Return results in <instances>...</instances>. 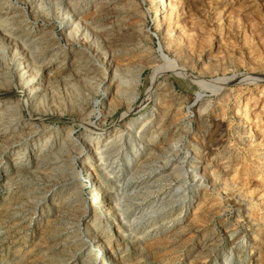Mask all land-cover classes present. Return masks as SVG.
Returning <instances> with one entry per match:
<instances>
[{
	"label": "rangeland",
	"instance_id": "rangeland-1",
	"mask_svg": "<svg viewBox=\"0 0 264 264\" xmlns=\"http://www.w3.org/2000/svg\"><path fill=\"white\" fill-rule=\"evenodd\" d=\"M76 1L81 5L85 4V7H77V5L75 10L80 12L85 8L83 12L78 14L79 17L89 22L93 34L97 35L104 45L107 44L105 48L114 55L116 65L121 68L134 65L146 67L139 96L133 103L131 112L124 114L127 110L126 104L116 106L118 103L114 100V85L107 92V80L103 82L100 91L97 93L94 92L93 85H97L96 81H99V76L96 78L97 76L93 73L87 76L80 72L78 74L70 72L71 70L68 69L61 70V61L65 58L63 56L65 50L66 48L68 51L71 50L65 41L66 38L63 35L60 22L63 17L61 14H64L63 9H61L63 8L62 5H67L68 0H0V17L3 16L2 19L9 20L4 25L1 24L3 28L0 25V73H2L0 75L3 77V74L8 72V75L13 77L16 73L15 77L12 78L13 84H0V99L9 103H16L19 99L25 98V89L18 78L19 70L17 71L14 59H12L14 58L12 45L14 42L23 44L27 41L28 46L34 51L36 50V56L40 55L39 62L45 63L42 77L47 82L46 85L44 84L45 89L43 90L47 96L44 99L46 102L42 100V105L39 104L38 109L34 108L35 110L32 109V111L25 109L24 115L19 120L20 123L33 119L32 121L39 126V131L43 137L52 134L54 135L51 138L53 143L59 141L61 144L63 139L67 138L79 137L78 139H82L89 133V124L98 126L107 136L114 133L116 129L124 130L125 139L122 142L117 143L115 141L109 145L106 155L109 160L106 161L107 165L104 163V167H106L107 172L110 171L111 173L109 172L110 175H107L104 172L102 179L109 186L107 188L109 190L106 189L103 193L105 204L107 207L111 206L106 201L110 194L118 197L121 200L125 219L121 218L119 211L113 209L111 212L116 216L102 215L96 221L99 223L100 220H103L107 233L111 234L112 238L107 243L108 248L105 249V252L100 253L98 261L95 260L96 253L90 255L85 248L89 247L92 234L100 233L101 236L105 237V233L96 230L90 232L85 228L92 223L94 213L88 211V213L83 214L82 209L78 211L77 207L81 206L78 200L79 195H74V197L70 195L71 182L80 183L79 178L84 176V172L81 171V163L73 160L76 154L71 152L65 167H62L65 171L64 175L71 172L68 177L60 176L58 173L51 175L49 174L50 164L45 162L39 171L32 164V157L28 158L30 154H34L33 158L37 159L41 154L49 151V147L41 150V144L44 140L34 143L33 141L39 136L34 137L32 135L21 138L19 142L15 141L14 144L18 145L24 153V155L21 153L20 158L17 159L18 163L19 161L24 163L14 165L13 162L14 168H6V164L0 165V229H3L0 230V264H47L46 262L52 258L55 259L53 263L58 262L57 264H89L91 258L94 264H96L95 262L99 264L100 261H103L104 264H264V0H256L257 2L255 0H219L218 3H214L216 0H179L181 2H179L178 8H182L180 18L175 14L176 11L171 12L173 6L170 4V0L164 1L165 6L162 8L166 12L165 14L169 16V25L166 26L165 34L155 33L149 0H130L132 2L129 0H108L110 7H105L106 10H98L99 5L97 4H100L101 0ZM98 1L100 2L98 3ZM158 1L156 0V2ZM245 1L246 3L249 2L248 4L253 3L251 6L254 8L251 10L259 7L262 11L250 13L252 16L241 13L239 11L240 6ZM56 2L62 4L59 6L62 17L49 14L52 9L56 8L53 5ZM41 6L45 7V10ZM137 10H139L138 13H136ZM143 11L150 15L142 18L143 13L141 12ZM119 23L125 26L124 29L135 30L132 31L137 35H135V40L141 41L138 48L133 44L123 46L125 48L121 46L120 49L123 50H134L125 56L119 53L115 54L113 48H118L115 47L114 43L111 44L110 42L109 44L108 37H106V33L109 31L112 34H117L116 37L119 36L118 38L122 36L124 30H118ZM219 27L221 28L219 29ZM182 29L186 35L182 38L183 40H180V46L187 52L185 56L190 53L188 56L195 58L192 62L190 61L192 60L191 57L187 59L188 67L191 68L192 72L205 77L206 80L208 79L207 81L225 78V84L219 91L216 92L213 88L201 89L196 82L179 73L163 74L156 85L152 84V76L157 66L165 61L163 59L165 55L169 54L170 57L174 58L176 56L174 55L175 49L180 47L175 44H173V49L165 47V54L159 49L160 42L162 41L164 44L166 40L173 39L171 32ZM38 44H43L42 52L38 50ZM48 45H54L53 49L56 53L51 61L49 57L45 59L43 55V57L41 56V54L46 53L44 50ZM249 46L254 48L251 49ZM146 50L149 51L150 57H146ZM259 54L261 55L259 56ZM57 73L61 76H57ZM249 74L256 80L248 81L246 75ZM244 76L246 78H243ZM47 79H51V82ZM152 87L154 91L158 89L156 92L153 91V98L155 99L151 98L149 102H144ZM200 91H203L204 97L198 99ZM80 93L90 94V99L85 101V106L88 104L87 108L90 109L86 114L94 111L87 117V120H83V116L78 110V103L81 100L78 94ZM226 96L231 97L228 100ZM51 100H53L54 105L50 104ZM56 100L58 102H55ZM50 105L51 107H49ZM54 106L56 107L54 108ZM75 106L77 107L75 108ZM200 106H202L201 109ZM111 107H115L116 110L113 113H108ZM165 108L169 110V122L167 121L166 125L159 126L156 124V120H153L152 123L147 124L148 126L146 125L147 129L146 127L144 129L146 132L143 130V133L139 131L140 128L137 126L133 127L134 131L128 127L133 117L147 116L151 111L158 114ZM204 108L206 112H203V116H199L198 112ZM244 111L245 113H243ZM105 115L107 116L104 120ZM0 117L3 119L6 117L5 120L9 119L5 112ZM3 125L0 126L2 132L7 130L5 128L7 125L5 124V127ZM47 126L49 127L47 128ZM58 128L60 131H57ZM69 134L71 137L68 136ZM172 134L176 137V148L166 154L164 144L170 139H174ZM218 134L223 139L216 140ZM16 149L18 148L13 149L14 152H9L8 150L5 151L4 147L0 148V159L7 163L13 161V154L17 152ZM86 152L85 149L82 151L83 154ZM198 156L201 157L198 158ZM171 157L173 160L171 164L175 163L174 167H171V164L165 165V162ZM25 158L28 159L25 160ZM129 158L131 162L127 160ZM194 158H198L197 161ZM97 164L99 163H91L90 165L96 167ZM196 164L198 165L196 166ZM18 167L24 170H20L21 173L16 177L15 171ZM194 170L198 173L197 180L193 179ZM78 172H80L79 175ZM174 172L175 174H173ZM105 173L106 175H104ZM202 174L208 178L199 183L198 180ZM6 175L9 176V179H6ZM13 176L15 179L12 178ZM85 178L83 179L85 180ZM92 178L97 181L99 179L98 173L95 172ZM8 183L10 184L8 185ZM89 187L90 184L83 186V192L85 191L83 197L86 198L90 206L92 195L89 192ZM171 189L172 191L169 192ZM56 192L57 198H55ZM173 194L174 196H172ZM160 196L165 199V202H161L164 207L159 204V207L161 206L160 212H155L156 204H151V202L154 197L160 198ZM54 199L55 202H53ZM61 203H64L63 208L65 206L73 207L75 213L70 210L72 214L67 211L64 213L66 215H62L64 218L61 216L63 219L61 218L58 222L63 223L61 225L62 231L57 242L48 234L53 223L62 213L59 212ZM65 216H67L66 219ZM178 218L182 219L177 220ZM130 231L138 234H131ZM67 235L79 244L85 243L83 244L84 251L77 252V256H75L74 250L72 253L69 252V249L65 248L71 241L66 237Z\"/></svg>",
	"mask_w": 264,
	"mask_h": 264
},
{
	"label": "bare ground",
	"instance_id": "bare-ground-1",
	"mask_svg": "<svg viewBox=\"0 0 264 264\" xmlns=\"http://www.w3.org/2000/svg\"><path fill=\"white\" fill-rule=\"evenodd\" d=\"M64 1V0H63ZM68 4L65 3L67 1H65L64 3L67 4V5H62V4H58L56 2V4H53L55 5L54 7H56L55 9H52L49 14H53L55 16H59L60 15V8L59 6L62 5L63 8V13L64 14H61L63 15V17L61 18V26H62V32H63V35L64 37L66 38V43L69 45L70 49L71 50H67L68 48H66L65 50V53H64V60L61 61L62 65H61V70H64V69H68V70H71L70 72H76L78 74V72L80 73H84L86 74L87 76H89L90 74H95V76H97L96 78H98L99 76V81H96L97 82V85H93V90L94 92H99L100 91V88L103 84L104 81L107 80V92L113 87L114 85V100L118 103L116 106L120 105V104H126L127 106V110L126 112L124 113L125 115L129 112H131L132 108H133V103L136 101V99L138 98L139 96V91H140V88H141V84H142V81H143V74H144V70H145V66H141V65H134V66H127L125 68H121L119 65H116L115 64V59H114V55H112V53L107 50L105 48V46L107 45H104L103 41L97 36V35H94L93 32L91 31L90 27H89V22H86L83 20V18L79 17V13L80 12H83L85 10V8L80 12H77L75 10V7H85L84 5H81L78 3V1L76 0H68ZM130 1V0H129ZM144 1V0H143ZM158 1V0H157ZM167 0H159L158 2H156V0H149V4H150V7L152 9V14H153V21H154V24H155V33H162V34H165V29H166V26L169 25L168 22H169V16L166 15L163 11V8L165 5V2ZM213 1V0H212ZM219 0H216L214 3H218ZM247 1H250V0H247ZM256 1V0H255ZM254 1V2H255ZM100 1H98L99 3ZM132 2V1H130ZM135 2V1H134ZM179 0H170V4L173 6V10L172 11H176L175 14L178 15V17L180 18V13H181V9L178 8V5H179ZM252 2V1H251ZM257 2V1H256ZM7 3V2H6ZM34 3V2H33ZM36 3V2H35ZM38 3V1H37ZM52 3V2H51ZM63 3V2H62ZM94 3V2H93ZM102 3V4H101ZM101 3L100 4H97L99 5L98 7V10H106L107 7H110L109 6V3L110 1L108 0H104L102 2L101 0ZM249 3V2H248ZM246 3H241L242 5L240 6V12L241 13H245L246 15H250V13H256V12H261V8H255L254 10H251L252 7L251 4H248ZM32 4V3H31ZM50 4V3H49ZM91 4V3H90ZM132 4V3H131ZM135 5L137 3H134ZM167 4V3H166ZM38 5V4H37ZM41 5V4H40ZM45 7H46V4H44ZM43 5V6H44ZM133 5V4H132ZM131 5V6H132ZM134 5V7H135ZM39 6V5H38ZM41 6V7H43ZM211 6V5H210ZM37 7V6H36ZM43 7V9L45 8ZM49 7V6H47ZM106 7V8H105ZM97 8V7H96ZM105 8V9H104ZM129 8H130V4H129ZM168 8V7H167ZM210 8V7H209ZM2 9V8H1ZM42 9V10H43ZM113 9V8H112ZM139 9V8H138ZM216 9V8H215ZM39 10V9H38ZM45 10V9H44ZM50 10V9H49ZM97 11V10H96ZM108 11V10H107ZM111 11V9H110ZM139 10H137L136 13H138ZM141 11V10H140ZM109 12V11H108ZM173 12V14H174ZM42 13V12H41ZM110 13V12H109ZM130 13V12H129ZM128 13V14H129ZM143 13L142 18L143 16H149L150 14H148L147 12H141ZM221 13V12H219ZM40 14V13H39ZM99 14V13H98ZM102 14V13H101ZM101 14H100V17H101ZM132 14V13H131ZM171 14V15H173ZM182 14V13H181ZM4 15V14H3ZM35 15V14H34ZM105 15V14H104ZM111 15V14H110ZM219 15V14H218ZM244 15V14H243ZM255 15V14H254ZM253 15V17H254ZM261 15V14H260ZM259 15V16H260ZM25 16V15H24ZM37 16V15H36ZM52 16V15H51ZM140 16V15H139ZM175 16V15H174ZM217 16V15H216ZM245 16V15H244ZM252 16V15H250ZM50 17V16H49ZM177 17V16H175ZM242 17V16H241ZM256 17V16H255ZM2 17H0V25H4L5 22H9V20H4L2 19ZM55 18V17H54ZM102 18V17H101ZM145 18V17H144ZM174 18V17H173ZM248 18V17H247ZM30 19V18H29ZM28 19V20H29ZM53 19V18H52ZM60 19V18H59ZM100 19V18H99ZM176 19V18H175ZM222 19V18H221ZM220 19V21H221ZM252 19V18H251ZM141 20V19H140ZM171 20V19H170ZM249 20V19H248ZM254 20V19H253ZM34 21V20H33ZM54 21V20H53ZM143 21V20H142ZM29 23V22H27ZM171 23V21H170ZM49 24V22H48ZM51 24V23H50ZM119 29L120 31H123V34L122 36H120V38L116 37L115 34H112L111 31L107 32L106 33V37L105 39H107L109 41V44L111 42L114 43L115 47L118 48V49H115L113 48L115 51V54L119 53V54H123L125 56L128 55V53H132V51L134 52V50L131 49V51H129L128 49L127 50H123V49H120V47L122 46H125V45H130V44H133L135 47L138 48V45L140 44V40H135L136 38V34H134V32L132 31H135L133 29H124L125 26L122 24V23H119ZM173 24V23H172ZM179 24V23H178ZM256 24V23H255ZM1 25V26H2ZM53 25V24H52ZM51 25V27H52ZM55 25V24H54ZM222 25V24H221ZM233 25V24H232ZM260 25V24H258ZM134 26V25H133ZM143 26V25H142ZM141 26V27H142ZM182 26V25H181ZM253 26V25H252ZM256 26V25H255ZM136 27V26H135ZM139 27V26H138ZM178 27V25H177ZM3 28V26H2ZM5 28V27H4ZM13 28V27H12ZM32 28V27H31ZM49 28V27H48ZM127 28V27H126ZM130 28V26H129ZM134 28V27H133ZM221 27H219L220 29ZM256 28V27H255ZM259 28V27H258ZM257 28V29H258ZM261 28V27H260ZM259 28V29H260ZM47 29V27H46ZM51 29V28H50ZM135 29V28H134ZM167 29H169V27H167ZM9 30V29H8ZM127 30V31H126ZM144 30V29H143ZM173 30V28H172ZM216 30V29H215ZM218 30V29H217ZM251 30V29H250ZM263 30V29H262ZM5 31V30H4ZM45 31V30H43ZM139 31H140V28H139ZM176 31V30H174ZM49 32V31H48ZM47 32V34H48ZM52 32V30H51ZM141 32V31H140ZM169 32V31H168ZM251 32V31H250ZM260 32V31H259ZM258 32V33H259ZM263 32V31H262ZM9 33V32H8ZM119 33V32H118ZM121 33V32H120ZM142 33V32H141ZM167 33V32H166ZM221 33V32H220ZM247 33V32H246ZM255 33V32H254ZM261 33V32H260ZM11 34V32H10ZM46 34V33H45ZM52 34V33H51ZM54 34V32H53ZM169 34V33H167ZM111 35H115V36H111ZM136 35V36H135ZM138 35H140V33H138ZM146 35V34H145ZM186 35V32L182 29V30H177L176 32H171V36H173V39H169L168 41L166 40V43L165 46L163 44V42L161 41L160 42V51L165 53V47H168V49H173V44H175L177 47L180 46L181 44V39L183 37H185ZM202 35V34H201ZM209 35V34H208ZM248 35V34H247ZM246 35V36H247ZM251 35V34H249ZM253 35V34H252ZM258 35V34H257ZM135 36V37H134ZM141 36V35H140ZM167 36V35H166ZM211 36V35H210ZM15 37V36H14ZM27 37V36H26ZM42 37V36H41ZM49 37V35H48ZM52 37V36H51ZM63 37V36H62ZM192 37V36H191ZM195 37V36H194ZM244 37V36H243ZM34 38V37H33ZM53 38V37H52ZM64 38V39H65ZM145 38V37H144ZM246 38V37H245ZM252 38V37H251ZM250 38V40H251ZM263 38V37H262ZM5 39V38H4ZM7 39V38H6ZM10 39V38H9ZM17 39V38H16ZM42 39V38H41ZM45 39V38H44ZM209 39V38H208ZM12 40V39H11ZM10 40V41H11ZM25 40V39H24ZM31 40V39H29ZM28 40V41H29ZM49 40V39H48ZM60 40V39H58ZM119 40V41H118ZM183 40V39H182ZM206 40V39H205ZM245 40V39H244ZM13 41V40H12ZM20 41V40H19ZM39 41V39H38ZM53 41V40H52ZM57 41V40H55ZM118 41V42H117ZM139 41V42H138ZM32 42V41H31ZM37 42V41H36ZM54 42V41H53ZM165 42V41H164ZM202 42V41H201ZM254 42V41H253ZM35 43V42H34ZM51 44V42H49ZM208 43V42H207ZM249 43V42H247ZM251 43V41H250ZM32 44V43H31ZM37 44V43H35ZM34 44V46H35ZM30 45V44H29ZM39 47H38V50H40L41 52L43 51V44H38ZM45 45V44H44ZM113 45V46H114ZM245 45V44H244ZM246 45H249V44H246ZM11 46V45H10ZM32 46V45H30ZM41 46V48H40ZM54 46V45H53ZM53 46L52 45H48L46 46L45 50L46 53L44 54H41V56L43 55L44 58H48L51 60L54 59V57L56 56V53H54V49H53ZM112 46V47H113ZM255 46V45H253ZM252 46V47H253ZM37 47V46H36ZM62 47V46H61ZM65 47V46H64ZM68 47V46H67ZM109 47L111 48V45H109ZM140 47V46H139ZM251 49L252 47L249 46ZM125 48V47H123ZM243 48V47H242ZM254 48V47H253ZM7 49V48H6ZM31 48L28 46V43L27 41H25V43L23 44H19L18 42H14L13 45H12V52H13V57L12 59H14V63H15V66H16V69L17 71L19 70V79H20V82L23 86V88L25 89V98L23 99H19L16 103L14 102H6L4 101L3 99H0V116L3 112H5V114H7V117L9 116V119H6L5 118L3 119V117H0V126H2L3 124L7 125L5 128H7L6 131L2 132L0 130V148H5V151L8 150L9 152L13 151V149L15 148H18L16 149L17 152L14 153L13 155V161L11 160V162L7 163V162H3L2 159V162H0V165L3 164H6V168H14L13 166V162H14V165H16L18 163V160L21 156V153H22V149H20V147L15 143V141L19 142V140H21V138L23 139L24 137H27V136H34V137H37L39 136V138H34L35 140L33 141L34 143H38L40 141H43L44 142L41 144V150L45 149L46 147H49V151L44 153V154H41L39 158L37 159H34L33 158V155H29L28 158H31L32 157V164H34L37 168V170L40 171V169L43 168V164L46 162V164H50L49 166H51V169H49V174L51 175H55V174H59L60 176H63L65 174V171H64V167L66 165V161H67V158L72 154L71 152H74L76 155H74V158L73 160L77 161V162H80L81 163V171L84 172V177L85 180L80 177L79 180H80V183L77 182V181H72L71 182V187H70V195H76L78 196V200L80 201L81 203V206L80 207H77L78 211H81L80 209H82V213L83 214H86L89 212H92L94 213V219L92 220V223L89 224L87 227H85L87 230H89L90 232H92L93 230H96V231H100L101 233H105V237L104 236H101L100 233H98L97 235L96 234H92L91 236V240L89 242L90 245L88 248H85L88 250V252L90 253V255H96L94 258L95 260L98 261V257L100 256V253H104L105 252V249L108 248L107 247V243L110 242L112 236L111 234H108L107 233V228L105 227V223L103 222V220H100L99 223H96V221L101 218L102 215H110L111 216H116V215H113L114 213H112L111 211L113 209H115V211H119V215L121 216L122 219H125L124 217V212L121 208V200L116 197V196H113L110 194V196L108 197V199H106V201H108L107 203H110V207H107V205L105 204V196H103V193L106 191V189L109 187L106 183V181L104 179H102V174L104 172L107 173V175L110 173L107 172L106 170V167H104V165L107 163L106 161L109 160L107 158V153H108V148L110 147L109 145L113 142H122L125 138L124 134V130H119V129H116L114 131V133H111L109 134L108 136L106 135L105 132H103V130L101 128H99L98 126H95L93 124H89V133L87 135H85L82 139H78V138H73V139H63L62 141V144L61 142L58 141V143H53V140L51 139L52 137H54V135H50L47 137H43V135L41 134V131H39V126L36 125L32 120L33 119H28V120H25L26 122L25 123H20V119L21 117L24 115L23 113L25 109L29 110V111H32V109L34 108H37L38 109V105L41 104V101L45 99V97L47 96L43 90L45 89L44 87V84L47 82L44 81V78L42 77V72L43 70L45 69V63H40L39 62V56H36V53L35 51L33 50V48L30 50ZM35 49V48H34ZM62 49V48H61ZM249 49V48H248ZM62 51V50H61ZM256 51V50H254ZM175 54L176 55L174 58L170 57L169 54H166L165 57L163 59H165V61L163 62V64H160L157 66L156 68V71L154 72L153 76H152V84L153 85H156L157 82L159 81L160 77L163 75V74H167V73H179V74H182V75H185L186 77L190 78L192 81L196 82L201 89H207V88H213L216 92L219 91L222 86H224L225 84V81L226 79L225 78H219L217 79L216 81H207L206 79H204L203 77H201V75L197 74V73H194L192 72V70H190L191 68L188 67L187 65V59H189L190 57L188 56L190 53H188L187 56H185V53H187L181 46L176 48L175 49ZM249 52V51H248ZM38 53V52H37ZM144 53V52H143ZM146 53V57H150L149 56V51L146 50L145 51ZM229 53V52H228ZM252 53V52H250ZM259 53V52H258ZM253 54H255L253 52ZM262 54V53H261ZM259 54V56L261 55ZM58 55V54H57ZM122 55V56H123ZM151 55V54H150ZM42 56V57H43ZM119 56V55H118ZM152 57V56H151ZM193 57V56H192ZM191 57V58H192ZM252 57V55H251ZM262 57V56H261ZM3 58V57H2ZM43 58V59H44ZM153 58V57H152ZM155 58V57H154ZM254 58H257V56ZM9 59V58H8ZM42 59V58H41ZM63 59V58H62ZM193 59L195 58H192V60H190L191 62L194 61ZM229 59V58H228ZM1 60V59H0ZM161 60V59H160ZM46 61V60H44ZM163 61V60H162ZM187 62V63H186ZM49 63V62H48ZM47 63V64H48ZM46 64V65H47ZM156 64V63H155ZM189 64V63H188ZM254 64V63H253ZM249 65V64H248ZM260 65V64H259ZM52 66V65H51ZM51 66H48V67H51ZM65 66V67H63ZM233 66V65H232ZM239 66V65H238ZM237 66V67H238ZM1 67V66H0ZM3 67H4V64H3ZM253 69V68H252ZM254 70V69H253ZM252 71V70H251ZM46 72V71H45ZM61 72V71H60ZM59 72V73H60ZM69 72V71H68ZM15 73V72H14ZM13 73V75H14ZM17 73V74H18ZM2 75V73H0ZM10 74V73H9ZM47 74V73H46ZM58 74V73H57ZM253 74V73H252ZM0 75V84L2 85H11L13 84V77H15V75L12 77L10 75H8V72H6L5 74H3V77ZM45 75V74H44ZM56 75V74H55ZM60 74H58L57 76H59ZM52 76V75H51ZM61 76V75H60ZM91 77V76H90ZM248 81H252V80H256L254 79L252 76L249 75H246ZM245 76L243 78H246ZM54 78V76H53ZM52 78V79H53ZM56 78V77H55ZM260 78V77H259ZM17 79V78H16ZM17 79V80H19ZM57 79V78H56ZM81 79V78H80ZM232 79V78H231ZM48 80V79H47ZM50 82H51V79H49ZM48 80V81H49ZM58 80V79H57ZM214 80V79H213ZM56 81V80H54ZM91 81V80H90ZM16 82V81H15ZM94 82V81H92ZM11 83V84H10ZM18 84V83H17ZM45 84V85H46ZM106 84V83H105ZM21 86V87H22ZM48 86V85H47ZM46 86V87H47ZM2 87V86H1ZM5 87V86H4ZM3 87V89H4ZM53 87V86H51ZM79 87V86H78ZM22 88V89H23ZM8 89V88H7ZM47 90V88H46ZM50 90V89H49ZM80 90V89H78ZM158 90V89H156ZM156 90L154 91L153 87L151 88V90L148 92V94L146 95L145 99H144V102H149V100L151 98L154 97V94H153V91L156 92ZM7 91V90H6ZM10 91V89H9ZM12 91V90H11ZM53 91V90H52ZM76 91V90H75ZM49 92V91H48ZM168 92V91H167ZM47 93V92H46ZM51 93V92H50ZM49 93V94H50ZM72 93V92H71ZM90 93V92H89ZM89 93H85V94H78V96L80 97V101H79V109L82 116H83V120H87L88 116L91 115V113L94 111L92 110L91 113L89 114H86L88 112V109L87 106L88 104L85 106V101H88V98L90 99V94ZM111 93V92H110ZM228 93V92H227ZM54 94V93H53ZM56 94V93H55ZM70 94V93H69ZM89 94V95H87ZM94 94V93H93ZM92 94V95H93ZM157 94V93H156ZM203 91H200L199 94H198V99L204 97L203 96ZM227 95V94H226ZM50 96H53V95H50ZM75 96V95H74ZM76 96V97H78ZM49 97V95H48ZM227 97V96H226ZM231 96H229L230 98ZM19 98V97H18ZM21 98V97H20ZM56 98V97H55ZM229 98L227 97V99L229 100ZM235 98V97H234ZM239 98V96H238ZM9 99V98H8ZM47 99V98H46ZM53 99V98H51ZM76 99V98H75ZM78 99V98H77ZM155 99V98H153ZM224 99V97H223ZM237 99V97L235 98ZM13 100V99H12ZM55 100V99H54ZM60 100V98H59ZM97 100V99H96ZM113 100V101H114ZM168 100V99H167ZM45 101V100H44ZM48 101V100H47ZM53 100H51L52 102ZM71 101V100H70ZM224 101V100H223ZM239 101V100H238ZM46 102V101H45ZM50 104L54 105L53 102ZM55 102H58L57 100ZM64 102V101H62ZM73 102V101H72ZM70 102V103H72ZM75 102V101H74ZM78 102V101H77ZM222 102V101H221ZM220 102V103H221ZM227 102V101H226ZM96 103H98V101H96ZM170 103V102H169ZM225 103V102H224ZM241 103V102H240ZM59 104H60V101H59ZM74 104V103H73ZM112 104V103H111ZM116 104V103H115ZM239 105V103H237ZM248 104V103H247ZM42 105V104H41ZM46 105V104H45ZM77 105V104H76ZM61 106H62V103H61ZM67 106V105H66ZM40 107V106H39ZM51 107V105L49 106ZM56 106H54L55 108ZM58 107V106H57ZM72 107V106H71ZM77 106H75L76 108ZM202 106H200V109H201ZM208 107V106H207ZM222 107V106H221ZM243 107V106H242ZM67 108V107H66ZM70 108V106H69ZM240 108V107H239ZM65 109V108H64ZM203 109V108H202ZM222 109V108H221ZM227 109V108H226ZM26 110V111H27ZM35 110V109H34ZM60 110V108H59ZM62 110V109H61ZM77 110V109H76ZM90 110V109H89ZM115 107H111L110 108V111L108 113H113L114 112ZM206 109L204 108V110H200L198 112L199 116H203V112L205 111ZM223 110V109H222ZM229 110V109H228ZM242 110V109H240ZM168 109L165 108V109H162L158 114L154 113L153 111H151L147 116L146 115H140V116H136V117H133L128 125L129 128H131L132 130L134 129L133 127H139L140 128V132L143 133V130L145 129L146 125L147 124H150L153 122V120H156V124H158L159 126H163V125H166L167 121L169 120V113H168ZM239 111V110H238ZM246 111V110H245ZM245 111L243 113H245ZM57 112V111H56ZM79 112V113H80ZM206 112V111H205ZM55 113V112H54ZM68 113V112H67ZM76 113V112H75ZM74 113V114H75ZM9 114V115H8ZM60 114V113H58ZM65 114V113H64ZM223 114V113H221ZM226 114V113H225ZM30 115L31 112H30ZM29 115V116H30ZM44 115V114H43ZM108 115V114H107ZM103 117L104 120L106 119V116ZM224 115V114H223ZM4 116V115H3ZM47 116V115H46ZM81 116V115H80ZM109 116V115H108ZM34 117V116H33ZM154 118V119H153ZM201 118V117H200ZM205 118V117H204ZM45 119V118H44ZM5 120V121H4ZM90 120V119H89ZM86 122V121H85ZM169 122V121H168ZM41 123V122H40ZM91 123V122H90ZM53 125V124H52ZM56 125V124H55ZM168 125V124H167ZM171 125V124H170ZM177 125V124H176ZM72 126V125H71ZM148 126V125H147ZM180 126V125H179ZM49 126H47L48 128ZM56 127V126H55ZM70 127V126H68ZM127 127V126H126ZM154 127V126H153ZM169 127V125L167 126ZM46 128V129H47ZM63 128V127H62ZM73 128V127H72ZM71 128V129H72ZM128 128V129H129ZM138 129V128H137ZM147 129V127H146ZM163 129V128H162ZM52 130V129H51ZM50 130V131H51ZM69 130V129H68ZM67 130V131H68ZM168 130V129H166ZM179 130V129H178ZM184 130V129H183ZM49 131V132H50ZM57 131H60V129L58 128ZM71 131V130H70ZM134 131V130H133ZM145 131V130H144ZM165 131V130H164ZM176 131V130H174ZM63 132V131H62ZM65 132V131H64ZM146 132V131H145ZM162 132V131H161ZM167 132V131H165ZM55 133V132H54ZM96 133V135H95ZM155 133V132H154ZM218 133V132H217ZM252 133V132H251ZM50 134V133H48ZM138 134V133H137ZM161 134V133H160ZM58 135V134H57ZM72 135V134H71ZM130 135V134H129ZM136 135V133H135ZM142 135V134H141ZM173 135V134H172ZM176 135V134H175ZM70 136V134L68 135ZM174 136V135H173ZM71 137V136H70ZM75 137V136H74ZM132 137V136H131ZM142 137V136H141ZM168 137V136H167ZM172 137V136H171ZM174 139H170L169 141H167L164 146H165V152L167 154V152H170V151H173L172 149L173 148H176V137L174 136L173 137ZM216 138V137H215ZM222 137H220V134L217 135V138L216 140H220ZM127 139V138H126ZM223 139V138H222ZM30 140V139H29ZM56 140V139H55ZM162 140V139H161ZM24 141V140H23ZM16 142V143H17ZM21 142V141H20ZM52 142V143H51ZM134 142V141H133ZM151 142V141H150ZM219 142V141H218ZM222 142V141H221ZM132 143V142H131ZM40 144V143H39ZM134 145V143H132ZM214 144V143H213ZM118 145V144H117ZM35 146V145H34ZM130 146V145H129ZM160 146V145H159ZM114 147V146H113ZM158 147V146H157ZM115 148V147H114ZM160 148V147H159ZM86 150L87 152L86 153H82L83 150ZM154 149V148H153ZM161 149V148H160ZM4 150V149H2ZM1 150V151H2ZM39 150V149H38ZM119 150V149H118ZM46 151V150H45ZM14 152V151H13ZM35 152V151H34ZM110 152V151H109ZM137 152V151H136ZM164 152V151H163ZM2 153V152H1ZM26 154L28 152H25ZM138 153V152H137ZM197 153V152H196ZM198 154V153H197ZM2 155V154H1ZM22 155H24V153H22ZM140 155V154H139ZM172 155V154H171ZM180 155V154H179ZM134 156V155H133ZM111 157V156H110ZM128 157V156H127ZM126 157V158H127ZM174 157V156H172ZM172 157L171 159L167 160L165 162V165L168 166L169 164H171V162L173 161L172 160ZM201 157V156H200ZM198 156V158H200ZM28 158H25L28 159ZM170 158V157H169ZM175 158V157H174ZM196 158V159H198ZM95 159V160H93ZM162 159V158H161ZM165 159V157H164ZM195 159V158H194ZM195 159V160H196ZM23 160V159H22ZM71 160V161H73ZM129 160V162H131V159H127ZM202 160V159H201ZM74 161V162H75ZM165 161V160H164ZM163 161V162H164ZM179 161V159H178ZM197 161V160H196ZM26 162V161H25ZM99 163L97 164L96 167L90 165L91 163ZM128 162V163H129ZM176 162V161H175ZM19 163H24V162H21L19 161ZM18 163V164H19ZM73 163V162H72ZM105 163V164H104ZM120 163V162H119ZM134 163V162H133ZM195 163V162H194ZM193 163V164H194ZM200 163V162H199ZM249 164V163H248ZM70 165V164H69ZM107 165V164H106ZM140 165V164H139ZM163 165V164H162ZM175 163L173 162L171 164V167L173 166L174 167ZM177 165V163H176ZM179 165V164H178ZM198 164H196L197 166ZM200 165V164H199ZM34 166V167H35ZM45 166V165H44ZM195 166V167H196ZM208 166V165H206ZM33 167V168H34ZM46 167V166H45ZM63 167V168H62ZM72 167V166H71ZM74 167V166H73ZM178 167V166H177ZM176 167V168H177ZM31 168V167H30ZM49 168V167H48ZM47 168V169H48ZM76 168V167H75ZM66 169V168H65ZM244 169V167H243ZM249 169V168H248ZM252 169V168H251ZM23 171L24 169H21V168H17V171L16 174L18 177V174L21 173V171ZM28 170V168H27ZM32 170V169H31ZM70 170V169H68ZM67 170V171H68ZM176 170V169H175ZM206 170H207V167H206ZM240 170V169H239ZM242 170V169H241ZM26 171V170H25ZM47 171V170H46ZM129 171V169H128ZM131 171V170H130ZM193 171V170H192ZM29 172V171H28ZM33 172V171H31ZM30 172V173H31ZM35 172V171H34ZM69 172V171H68ZM74 171L72 170V173ZM77 172V171H76ZM95 172L98 173V180H94L92 178L93 174H95ZM113 172V171H112ZM172 172V171H170ZM13 173V172H12ZM37 173V172H36ZM40 173V172H39ZM71 173V172H70ZM70 173H68L67 175H64V176H67L70 175ZM106 173L104 175H106ZM24 174V173H22ZM74 174V173H73ZM77 174V173H76ZM80 174V172H78V175ZM163 174V173H162ZM164 174H167V173H164ZM175 174V172L173 173ZM197 171L194 170L193 172V179L194 180H197L198 179V175H197ZM208 174V172H207ZM11 175V174H10ZM113 175V174H112ZM12 176V175H11ZM27 176V175H26ZM44 176V174H43ZM50 176V175H49ZM59 176V177H60ZM72 176V175H71ZM81 176V175H80ZM165 176V175H164ZM190 176V175H189ZM236 176V175H235ZM6 179L8 178L9 179V176L7 177V175L5 176ZM15 176H13L12 178H14ZM21 177V176H20ZM52 177V176H51ZM54 177V176H53ZM75 177V176H74ZM79 177V176H78ZM116 177V176H115ZM119 177V176H118ZM11 178V177H10ZM97 178V177H96ZM104 178V177H103ZM173 178V177H172ZM189 178V177H188ZM208 177L204 174H202V176L199 178V183L200 181L202 180H206ZM5 179V180H6ZM15 179V178H14ZM44 179V178H43ZM72 179V178H71ZM171 179V177H170ZM232 179V178H231ZM234 179V178H233ZM10 180H13V179H10ZM9 180V181H10ZM22 180V179H21ZM58 180V179H56ZM77 180V179H76ZM185 180V179H184ZM14 181V180H13ZM17 182V181H16ZM100 182V186L98 185V183ZM58 183V182H57ZM205 183V182H203ZM4 184V183H3ZM10 183H8L9 185ZM54 184V183H53ZM59 184V183H58ZM57 184V185H58ZM88 184H90V187H89V192L90 194L92 195V198H91V205L89 206V204L87 203V200L86 198H84V192H83V186H87ZM172 184V182H171ZM231 184V183H230ZM1 185V184H0ZM7 185V186H8ZM52 185V184H51ZM209 185V184H207ZM6 186V185H4ZM162 186V185H161ZM211 186H213L211 184ZM216 186V185H215ZM2 187V186H1ZM9 187V186H8ZM48 187H50L48 185ZM112 187V186H111ZM47 188V187H46ZM161 188V187H160ZM166 188V187H165ZM176 188V187H175ZM103 189H105L103 191ZM45 190V188H44ZM109 190V189H107ZM171 190H169V192H171ZM60 192V191H59ZM109 192V191H108ZM25 193V192H24ZM163 193V192H162ZM106 194V193H105ZM57 195V192L55 193V198ZM159 195V194H158ZM28 196V195H27ZM52 196V195H51ZM63 196V195H62ZM162 196V195H161ZM155 198L154 197V200H152L151 204H156V207H155V212H158L160 207L163 206V204H161V202L163 203V201L165 200L164 198ZM174 196V194L172 195ZM24 198V197H23ZM22 198V200H23ZM61 198V197H60ZM66 198V197H64ZM71 198V197H70ZM68 198V199H70ZM20 200V198H18ZM25 199V198H24ZM47 199V198H46ZM63 199V198H62ZM81 199V200H80ZM173 199V198H172ZM14 200V199H13ZM21 200V201H22ZM26 200V199H25ZM74 200V199H73ZM169 200V199H167ZM175 200V198H174ZM173 200V201H174ZM18 201V200H17ZM46 201V200H45ZM110 201V202H109ZM13 202V201H11ZM23 202V201H22ZM28 202V201H26ZM55 202V199L54 201ZM165 202V201H164ZM21 203V202H20ZM39 203V202H37ZM50 203V202H49ZM57 203V202H56ZM13 204V203H12ZM19 204V203H18ZM27 204V203H26ZM25 204V205H26ZM53 204V203H52ZM159 204H161V206L159 207ZM171 204V203H170ZM10 205V204H9ZM16 205V204H14ZM24 205V204H23ZM22 205V206H23ZM37 205V204H36ZM57 205V204H56ZM59 205V204H58ZM64 203H61L60 204V209H59V212H62L60 213V216L59 215H56V216H59L57 218V221L55 219V223H53L52 227H51V230H50V233L48 235L51 236V238H55L54 240H57V242L59 241V235L62 231L61 229V225L63 224L62 222L59 223L58 221H60V219L63 217L62 215H66L64 214L65 212L69 211L71 213L70 210H72L73 212V207H66L63 208L64 206ZM67 205V203H66ZM70 205V204H69ZM73 205V204H72ZM166 206L167 203H165ZM173 205V204H172ZM158 206V207H157ZM16 207V206H15ZM75 207V206H74ZM164 207V206H163ZM17 209V208H16ZM25 209V208H24ZM162 209V208H161ZM5 210V209H3ZM2 210V211H3ZM14 211V210H13ZM12 211V212H13ZM7 212V211H6ZM52 212V211H51ZM160 212V211H159ZM3 213V212H2ZM8 213V212H7ZM7 213H4L5 215ZM75 213V212H73ZM78 213V212H77ZM92 213V215H93ZM182 213V212H181ZM9 214V213H8ZM7 214V215H8ZM13 214V213H12ZM51 214V213H50ZM68 214V213H67ZM72 214V213H71ZM80 214V213H79ZM82 214V215H83ZM23 215V214H22ZM126 215V214H125ZM11 217V215H9ZM8 216V217H9ZM28 216V215H27ZM62 216V217H61ZM74 216V215H73ZM67 216H65V219H66ZM70 217V216H69ZM68 217V218H69ZM119 217V216H118ZM117 217V218H118ZM124 217V218H123ZM25 218V216H24ZM33 218V217H31ZM64 218V217H63ZM62 218V219H63ZM183 218V217H182ZM182 218H178L177 220H180ZM9 219V218H8ZM12 219V218H11ZM75 220L77 218H74ZM110 219V218H109ZM32 220V219H31ZM70 220V219H69ZM80 220V219H79ZM54 221V220H53ZM81 221V220H80ZM70 222V221H69ZM68 222V223H69ZM82 223V222H81ZM87 223V222H85ZM71 225V224H70ZM73 225V224H72ZM113 227V226H112ZM63 228V227H62ZM2 229V228H1ZM0 229V230H1ZM79 229V228H78ZM3 230V229H2ZM67 230V229H66ZM65 230V231H66ZM83 230V229H82ZM81 231V229H80ZM111 231V230H110ZM114 231V230H112ZM82 232V231H81ZM123 232V231H122ZM131 232V231H130ZM85 233V232H84ZM89 234V233H88ZM118 234V233H117ZM131 234H135L137 235L138 233L136 232H131ZM49 236V237H50ZM64 236V235H62ZM69 235H67L66 237H68ZM127 236V235H126ZM132 236V235H130ZM125 237V236H123ZM72 238V237H71ZM70 237H68V239H70V243L68 246H65V248H68L69 249V252L74 250L75 252V256H77V252L79 251H84V248H83V244L85 243H77L75 242L74 240H72ZM128 238V237H127ZM130 238V237H129ZM62 239V238H61ZM89 239V238H88ZM122 239V237H121ZM49 240V238H48ZM80 240V239H79ZM81 240H83L81 238ZM87 240V239H86ZM120 240V239H119ZM79 242V241H78ZM112 242V241H111ZM55 244V243H54ZM50 246V245H49ZM52 246V245H51ZM57 246V245H56ZM64 248V249H65ZM73 248V249H71ZM67 249V250H68ZM57 250V249H55ZM46 251V250H45ZM64 251V250H63ZM55 252V251H53ZM42 253V252H41ZM62 253V252H61ZM80 253V252H79ZM107 253V252H106ZM65 254V253H64ZM56 255V254H55ZM60 255V253H59ZM58 256V255H57ZM56 256V257H57ZM66 256V255H65ZM70 256V255H69ZM72 256V254H71ZM53 257V256H52ZM68 257V256H67ZM49 258V257H48ZM51 258V257H50ZM60 259V258H59ZM58 259V260H59ZM87 259V258H86ZM44 260V258H43ZM67 260V259H66ZM88 260V259H87ZM35 261V260H34ZM62 261V260H61ZM60 261V262H61ZM65 261V260H63ZM53 262H55V259H51L49 261H47L46 263L47 264H52ZM58 262L56 263H53V264H57ZM97 264V262H95ZM99 264H104L103 261H100L98 262ZM89 264H94V261L92 260V258L90 259V262Z\"/></svg>",
	"mask_w": 264,
	"mask_h": 264
}]
</instances>
